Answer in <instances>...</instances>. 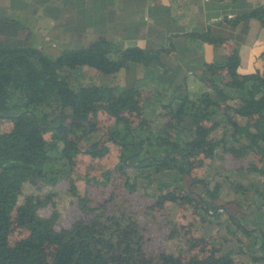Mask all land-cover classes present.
Returning a JSON list of instances; mask_svg holds the SVG:
<instances>
[{
    "label": "trees",
    "instance_id": "trees-1",
    "mask_svg": "<svg viewBox=\"0 0 264 264\" xmlns=\"http://www.w3.org/2000/svg\"><path fill=\"white\" fill-rule=\"evenodd\" d=\"M20 5L30 15L40 10L70 34L99 37L51 59L33 46L28 27L0 19V264H237L221 244L196 233L193 223L168 224L170 238L183 236L187 248L180 246L182 254L148 250L147 223L126 199L135 195L146 202L149 223H157L168 206L174 214L190 205L204 217L225 209L211 218L225 217V234L246 238L250 264H264V226L257 228L263 235L252 232L234 219L244 213L240 203L219 204L225 191L255 196L256 211L264 216L259 209L264 207V188L249 179L264 178V51L253 73L240 74L238 44L210 30L165 38L148 28V36L168 44L117 45L105 35L130 34L137 26L116 25L115 0ZM163 14L168 16L167 7ZM241 19H255L264 29V7L234 12L223 21L234 27ZM177 37L225 52L220 60L188 68L205 86L193 99L188 76L170 64L169 55L175 53L171 39ZM138 66L159 67L157 81L168 91L137 86ZM84 69L94 70L100 80L85 78ZM122 70L127 75L124 87L116 84ZM24 111L35 118L15 117ZM112 149L118 150L112 169L101 170L97 178L90 176L92 165L84 175L76 172L79 154L100 160ZM145 157L149 159L138 163ZM248 160L253 163L246 165ZM79 179L83 192L75 184ZM61 183L79 213L69 226L58 225ZM91 184L98 190L96 197H91Z\"/></svg>",
    "mask_w": 264,
    "mask_h": 264
},
{
    "label": "crops",
    "instance_id": "crops-1",
    "mask_svg": "<svg viewBox=\"0 0 264 264\" xmlns=\"http://www.w3.org/2000/svg\"><path fill=\"white\" fill-rule=\"evenodd\" d=\"M32 1L0 0V19L3 17L12 19L28 27L33 32V46L42 49L49 58L54 59L63 49H72L71 46L74 44L70 46V43L81 44V42L88 41V44L82 46L87 47L99 37L91 32L70 34L62 24H57L49 16L43 15L40 10L35 15H30L26 10L21 9L20 2L30 3ZM232 1L115 0L116 25L120 28L139 26H137V32L125 34L121 31L115 34L109 33L105 37L123 48L143 47L146 43L165 46L168 44L167 40L162 42L160 38L155 39L148 36V28H151L158 36L163 34L165 38L174 33L180 35L210 30L216 37L227 38L237 43L240 57L238 72L240 74L253 73L259 66L258 60L264 51V29L255 19L247 21L241 19L233 27L227 21H223V18L234 16V12L242 13L264 7V0H245L241 3H232ZM235 6L238 8L234 9ZM163 7H167L168 16H164ZM133 16L137 17L135 21L132 20ZM171 43V49L175 47V53L169 55L170 64L172 67L178 66L181 74L188 76L187 81L190 80V82L196 77L192 75L189 67H198L203 61L220 60L225 53L223 48H214L200 40L177 37L172 38ZM123 72L125 73L124 70L121 71ZM161 72L159 67L138 66L135 73L138 79L137 86L154 88L165 93L168 91L167 85L159 84L157 81V76ZM118 79H120V72ZM120 81V87H124L125 78L122 77ZM255 184L259 188H264V178L256 177ZM77 190L80 192V188L77 187ZM67 199L68 204L74 201L69 195Z\"/></svg>",
    "mask_w": 264,
    "mask_h": 264
},
{
    "label": "rangeland",
    "instance_id": "rangeland-1",
    "mask_svg": "<svg viewBox=\"0 0 264 264\" xmlns=\"http://www.w3.org/2000/svg\"><path fill=\"white\" fill-rule=\"evenodd\" d=\"M136 18V16H133L132 20L135 21ZM88 43V41L81 42V44L70 43V46L74 44V46H71V48L77 49L81 48L82 46ZM82 75L85 78L91 79L92 81L100 80L98 74L92 69H84L82 71ZM126 76V73L120 72V79H117L116 84H119V86H121L120 80H122V77L125 78ZM130 76L131 78H133V75ZM187 83L188 93L192 99L199 96L203 91H205V86L202 82L197 79H193L192 82L188 80ZM1 125L4 128L9 127L8 122L5 121L1 122ZM117 156V149H112L100 160H91L86 155L81 153L78 155L76 172L80 175H84L86 173L85 167L87 165H92L94 169L92 173H90V176L93 178H97L101 170L113 168V166L117 162ZM251 163L253 162H251V160H248L245 164L249 165ZM256 177V175H251L249 178L250 182L255 183ZM75 184L76 187L80 188V192H83L85 186L84 182L79 179L78 181H76ZM88 189L90 191L91 197L98 196V190L93 186V184H91ZM28 190L29 187L26 185L24 188V193H27ZM57 190L59 192V195L56 198V206L60 214V217L58 219V225L69 226L76 218H78L79 213L76 207L77 205L76 203L68 204L69 201L67 199V195L69 194L67 193L66 185L64 183L59 184L57 186ZM254 197H246V199L225 191L220 196L219 204H224L225 202H228L230 200H235L236 202L240 203L243 206L244 213L240 217H236L234 219H237L240 224L241 222L244 223L246 226H248V228L260 229L264 226V216H262L263 213L262 215H260V212L256 211L257 203H255ZM126 199L131 200V207L132 209L138 212V218L144 223H147L146 235L149 238V243L146 245V248L148 250H151L153 252L161 251L170 254H182V251L179 252L180 246L182 248H187V245L183 244V236L181 233L178 236H173L172 238H170V232L172 227L168 226V224H170V221L172 220V222L183 225L193 223L196 233L204 235L212 242L221 244L226 251L231 252L237 264H250V258L248 256V250L250 249V245H248L249 241L239 234L238 236L236 235V238L234 237L232 239L230 235H226L225 225L229 224V222H227L225 217H222L218 221H215L211 218L213 212H210L208 217H204L202 215V211H194V209L190 205L182 206L181 208L177 209L173 214L171 206H168L167 210L163 212L162 216L161 214L157 216V223H149L144 210L146 202H144V200L138 195L131 196L130 198ZM262 206L259 205V209L264 212V207ZM224 210L225 209L221 210L220 208H217L214 214L221 213L222 211L224 212ZM12 235L15 236L16 232H12Z\"/></svg>",
    "mask_w": 264,
    "mask_h": 264
},
{
    "label": "water",
    "instance_id": "water-1",
    "mask_svg": "<svg viewBox=\"0 0 264 264\" xmlns=\"http://www.w3.org/2000/svg\"><path fill=\"white\" fill-rule=\"evenodd\" d=\"M25 114H31L32 116H33V118H35L34 117V115L32 114V113H30V112H27V111H24V112H21L20 114H18L17 116H15V117H21V116H23V115H25ZM54 121V118L49 122V123H51V122H53ZM102 137L103 136H101L99 139H98V141H97V143L102 139ZM136 155H138V154H136ZM149 159V157H145V158H142V159H140L139 161H138V163H141V162H143V161H145V160H148ZM191 185H192V179L190 180V183H189V186H188V189H190L191 188ZM193 194H195V193H193ZM195 195H197V194H195ZM225 211V210H224ZM215 212H213V214H214ZM212 214V215H213ZM251 231L252 232H259L260 234H262L261 233V231L259 230V229H251ZM263 235V234H262Z\"/></svg>",
    "mask_w": 264,
    "mask_h": 264
},
{
    "label": "built area",
    "instance_id": "built-area-1",
    "mask_svg": "<svg viewBox=\"0 0 264 264\" xmlns=\"http://www.w3.org/2000/svg\"><path fill=\"white\" fill-rule=\"evenodd\" d=\"M228 19H231V16H228Z\"/></svg>",
    "mask_w": 264,
    "mask_h": 264
}]
</instances>
